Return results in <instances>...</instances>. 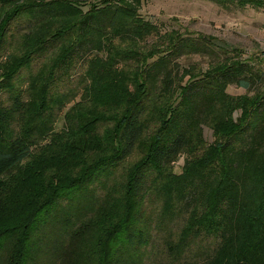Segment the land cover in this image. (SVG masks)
Listing matches in <instances>:
<instances>
[{"label":"trees","instance_id":"trees-1","mask_svg":"<svg viewBox=\"0 0 264 264\" xmlns=\"http://www.w3.org/2000/svg\"><path fill=\"white\" fill-rule=\"evenodd\" d=\"M143 1L0 0V264H120L184 216L173 253L205 246L185 264H264V73L226 42L163 33ZM153 36L165 48L144 52Z\"/></svg>","mask_w":264,"mask_h":264},{"label":"rangeland","instance_id":"rangeland-1","mask_svg":"<svg viewBox=\"0 0 264 264\" xmlns=\"http://www.w3.org/2000/svg\"><path fill=\"white\" fill-rule=\"evenodd\" d=\"M139 13L145 20L156 24L163 33L194 37L204 35L226 42L239 51L243 58L253 60L252 63L260 67L264 73V5L239 7L235 3L219 5L210 0H144ZM165 41L161 37L153 36L145 39L139 46L144 52L162 50L165 48ZM222 56L220 52H215L213 55L193 54L180 58L178 63L185 70H206L211 63L221 59ZM130 65L133 67V64ZM22 75L24 76L25 73L23 72ZM80 76L81 74L73 79L77 78L78 81ZM71 87V84H64L59 85L57 89L65 92ZM262 89L263 87H257L245 90L230 86L227 93L233 97L251 98ZM237 115L234 113V118ZM61 125L59 120L56 128H60ZM202 138L208 145H212L215 141L214 131L203 127ZM182 164L183 157H180L173 166L175 173L181 171ZM144 208L146 210L144 216L152 219L157 210L160 211L161 205L158 202L148 201ZM186 219L185 216L177 217L172 220L168 228L161 231L154 229L151 244L145 247L142 253L140 252L141 258L140 255L134 254L128 257L121 245L123 249H120V264H139L142 260L146 262L145 264H153L156 261L158 264H185L201 259L204 254L202 251L205 250V246L201 243L186 250L180 257L173 253L174 245L181 244L179 233Z\"/></svg>","mask_w":264,"mask_h":264}]
</instances>
